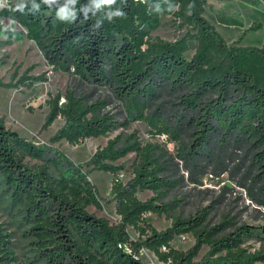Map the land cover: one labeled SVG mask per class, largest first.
I'll use <instances>...</instances> for the list:
<instances>
[{"label": "trees", "instance_id": "obj_1", "mask_svg": "<svg viewBox=\"0 0 264 264\" xmlns=\"http://www.w3.org/2000/svg\"><path fill=\"white\" fill-rule=\"evenodd\" d=\"M207 1L115 0L97 8L96 0H55L50 6L42 0H9V7L0 10V36L34 41L53 70L107 88L132 119L176 143L172 156L158 143L142 144L134 134L116 136L96 149L84 170L56 144H79L112 131L117 123L101 114L103 102L88 104L71 89L50 98L42 130L58 117L64 125L47 144L9 129L0 117V192L22 216L39 264H150L143 262L142 249L165 264L264 260V253L242 247L245 239H263L264 226L243 224L228 231L226 220L208 225L210 210L185 217L177 214L178 199L167 200L179 185L173 175L180 164L191 179L209 173L212 165L211 174L218 175L227 171L225 160L242 150L249 160L242 177L252 182L256 201L264 206V44H228L203 16ZM21 3L23 12L14 10ZM63 7L74 18L60 20L56 13ZM115 11L124 15L109 21ZM163 15H175L190 29L171 42L152 37ZM6 17L22 29L4 31ZM188 51H193L190 58ZM45 80L26 74L15 83L0 78V88ZM129 153L136 154L133 175L123 182L118 175L125 165L116 162ZM94 171L112 175L110 198L89 179ZM144 191L152 196L141 200L138 194ZM103 202L114 204L117 222L88 210L102 209ZM146 214L164 215L171 225L159 231ZM185 233L194 237L193 246L174 248L172 241ZM11 237L0 227V264L17 260ZM204 246L208 250L198 258Z\"/></svg>", "mask_w": 264, "mask_h": 264}, {"label": "rangeland", "instance_id": "obj_2", "mask_svg": "<svg viewBox=\"0 0 264 264\" xmlns=\"http://www.w3.org/2000/svg\"><path fill=\"white\" fill-rule=\"evenodd\" d=\"M203 16L228 44L237 43L241 46L256 47L264 44V0H208ZM9 20L10 18L7 17L2 19L3 27L9 25ZM12 28L22 29L18 24L12 25ZM188 29L190 28L182 24L175 15H163L159 26L151 36L171 42L179 39ZM0 40V78L3 81L9 82L13 79L15 83L24 74L46 78L45 81L34 83L32 87L20 85L10 89L0 88V117L5 119L9 129L17 131L37 144L50 143V138L64 125V120L58 117L47 129L42 130L49 111L47 101L71 89L75 90L77 95L85 97L88 104L103 102L101 114L113 116L117 123V126L106 136L87 138L79 144H70L65 140L57 143L56 146H59L75 163L84 166L96 149L105 146L108 140L131 134L138 137L142 144L158 143L170 155L175 156L176 143L169 141L167 137L164 139L161 135H153L145 122L132 119L121 102L107 88L95 87L82 82L77 76L53 70L35 42L26 37L16 39L1 35ZM192 54L193 51H188L186 56L190 58ZM64 102L65 100L61 99L60 104ZM236 152L225 160L227 171L218 175L211 174V170H214L212 165L209 167V173L191 179L188 171L180 164L178 171L173 175L180 180L179 185L167 198V200H179L177 214L187 217L208 209L210 210L208 225H218L226 220L231 223L228 231L243 224L264 226V206L256 201L258 194L252 182L242 177L249 164L248 156L242 150ZM135 159L136 154L129 153L116 162L125 165L122 172L123 182H127L132 177V164ZM83 169L87 170V167L84 166ZM215 170L219 171L220 167ZM112 178V175L105 171H94L89 175L100 195L106 199L112 196ZM240 182H244L246 187H242ZM151 196L150 191L138 194L141 200ZM88 210L107 218L111 223L119 219L113 203L103 202L102 209L89 207ZM21 218L18 210L0 192V227L3 228L4 233L12 235L11 240L17 259L14 263L39 264L37 252L33 249L31 239L25 235L26 228L21 224ZM144 219L159 231L171 225V220L164 215L146 214ZM129 233L133 239H137L138 235L133 228H129ZM171 244L176 249L187 250L193 246L194 237L190 233H185L177 236ZM242 247L248 253H264V238L245 239ZM207 250L208 247L204 246L198 258ZM141 257L144 263L165 264L148 249L141 250ZM255 264H264V260Z\"/></svg>", "mask_w": 264, "mask_h": 264}, {"label": "clouds", "instance_id": "obj_3", "mask_svg": "<svg viewBox=\"0 0 264 264\" xmlns=\"http://www.w3.org/2000/svg\"><path fill=\"white\" fill-rule=\"evenodd\" d=\"M8 2H9V0H0V9H4V8L8 7ZM42 2L44 4L50 6L51 4L55 3V0H42ZM68 3H70V4L75 3V0H68ZM114 3H115V0H96V7L99 8L101 6H111ZM24 7H25V5L21 3L18 5H15L14 10H18V11L23 12ZM56 15L62 21L68 20L69 17L74 18V14L72 13V11L68 7L60 8L59 11H57ZM123 15H124L123 12L115 11L109 15L108 19H109V21H111L112 17H122ZM14 24H16V21L10 19L9 25L4 27V31H9V30L15 31V29L12 28V25H14Z\"/></svg>", "mask_w": 264, "mask_h": 264}, {"label": "built area", "instance_id": "obj_4", "mask_svg": "<svg viewBox=\"0 0 264 264\" xmlns=\"http://www.w3.org/2000/svg\"><path fill=\"white\" fill-rule=\"evenodd\" d=\"M62 100H64V99L62 98ZM161 137L164 138V139H166V136H165V135H161ZM118 177L122 180V178H123V173L121 172V173L118 175Z\"/></svg>", "mask_w": 264, "mask_h": 264}]
</instances>
